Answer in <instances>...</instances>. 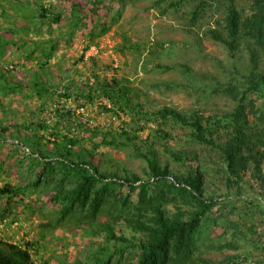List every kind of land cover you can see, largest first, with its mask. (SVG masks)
I'll return each instance as SVG.
<instances>
[{"label": "rangeland", "instance_id": "374dc122", "mask_svg": "<svg viewBox=\"0 0 264 264\" xmlns=\"http://www.w3.org/2000/svg\"><path fill=\"white\" fill-rule=\"evenodd\" d=\"M93 1L0 0V128L17 124L10 132L13 138L3 141L0 134V188L6 183L15 187L30 185L39 178L41 168L23 157L20 142L26 135L43 137L44 149L52 153H56L52 141L63 142L65 136H74L81 140L72 148L76 160L79 156L90 159L91 154L93 163L103 172L118 177L136 174L148 181L147 163L130 144H121L127 142L123 137L126 131L144 151L151 148L156 152L159 164L168 168L170 179L186 177L189 172V166L176 161L172 153L193 154L202 173L204 195L222 199L194 235L191 245L195 264H264V187L253 179L251 168L244 178L245 191L240 200L235 189H228L218 153L189 140L186 129L162 119L136 124L130 110L117 116L102 109L107 99L89 101L83 93L98 79L116 78L139 94L138 101L149 112L169 107L188 115L199 112L208 116L233 110L235 100L214 91L229 82L245 83L254 64L247 45L242 44L232 53L210 33L212 29L223 33L230 3L102 0L94 6ZM72 3L79 4V12L73 10ZM41 6L48 9L45 21L36 16ZM235 7L244 15L251 12L245 1L238 0ZM57 12L62 18L55 23L52 18ZM25 26L28 31L22 28ZM53 43L57 48L47 66L26 58L31 49L36 48L40 56ZM263 65L261 62L259 70ZM36 74L44 77L54 91L70 89L66 91L71 98L61 97L59 90L40 97L33 86ZM19 84L25 85L24 91L18 90ZM249 98L256 101L257 107H263V99L256 95ZM67 107L72 115H67ZM159 127L168 137L160 134L162 138H157ZM60 172L41 177L37 189L30 186L19 197L9 199L6 194L0 198V240L33 243L35 264H95L93 256L100 244H109L112 251L115 247L104 242L101 233L93 236L82 232L79 215L55 228L47 227L55 223L61 209V203L51 199V191L62 178ZM139 185L134 192L121 189L123 196H131L133 205L139 201ZM72 187L73 182L65 184L66 190ZM148 195L158 196L151 179ZM255 198L262 203L252 209L247 200ZM110 201L114 215L101 213L95 227L109 222L117 235L141 241L144 237L130 226L132 218L122 210L121 201ZM164 204L170 216L176 214L178 206L186 210L192 207L177 191H168ZM250 226H254L252 232ZM138 254L129 248L123 255H115L111 264H130Z\"/></svg>", "mask_w": 264, "mask_h": 264}, {"label": "trees", "instance_id": "16d2710c", "mask_svg": "<svg viewBox=\"0 0 264 264\" xmlns=\"http://www.w3.org/2000/svg\"><path fill=\"white\" fill-rule=\"evenodd\" d=\"M199 1L202 5L205 0ZM226 1L230 5L223 20V33L215 29L210 30V33L217 41L225 44L232 53L242 44L247 45L254 64L249 75L245 76V83L229 82L214 91L233 98L236 103L233 110L208 116L199 112L188 115L169 107L149 112L138 101L139 94L130 86L122 85L116 78L111 81L98 79L92 85H88L83 93L89 101H94L99 97L107 99L108 102L101 105L102 109L117 116H120L121 112H126L127 109L130 110L135 117L136 124L140 121L148 123L162 119L164 123L171 120L186 129L189 140L209 146L218 153L226 175L225 181L228 189L230 191L235 189L238 199L241 200L245 191L244 184H246L244 178L250 168L253 172H251L253 179L264 187V105L259 108L256 101L249 98L250 95H256L263 99L264 104V65L262 71L259 70L261 62L264 64V0H240L248 2L251 6L249 15H244L243 11L235 7V2L238 0ZM101 3L102 0L93 1L94 6ZM72 7L75 12H79V4L72 3ZM37 12L36 16L45 21L48 9L41 6L40 11ZM61 18V12H57L52 20L58 23ZM22 28L29 30L26 26ZM56 48L57 44L53 43L49 50H42L40 56L34 48L30 50L26 58L30 62H40L41 66H47ZM24 86V84H19L17 88L24 91ZM33 86L40 97L43 93L53 94L59 90L57 88L54 91L44 82V77L41 79L39 74L35 75ZM66 90L70 91L68 88L65 92L59 90L60 96L69 99L71 97ZM60 107L63 106L60 105ZM56 110L60 114L61 109ZM67 115H72L69 108ZM16 125L8 124L0 128V134L3 137L1 140L13 138L10 132L13 127L17 128ZM39 126L43 129L49 128L44 124H39ZM157 132V138H162L160 134L168 137V134L160 127ZM123 135L127 142L121 144H130L138 157L147 163L150 179L154 182L158 196L148 195L150 179L144 181L136 174L118 177L114 173L101 171L98 165L93 163L91 152H89L90 159L79 156L80 160H76L72 148L80 144L81 140L74 136H65L63 142L52 141L56 149V153H52L51 150L44 149L45 146L41 142L43 137L26 135L20 142L24 151H22L23 157L41 168L39 178L33 184L26 186L15 187L6 183L0 188V198L6 194L10 195L9 199L19 197V194L25 193L30 186L37 189L41 177L55 176L58 171H61L62 178L58 185L54 186L55 191H51L54 192L51 199L60 202L61 209L55 223L47 227L55 228L66 222L68 218L79 215L77 222L82 232L93 236H99L101 233L103 241L113 243L115 247L112 251L109 244H100L98 253L93 256L95 264H111L115 255H123L129 248L139 252L137 260L130 264H195L192 258L194 235L209 212L219 205L222 199L204 195L202 173L199 171L197 159L193 154L172 153L176 161L189 166V172L186 177L172 176L170 179L168 168L159 164L156 152L151 148L144 151L135 144L126 131H123ZM134 138L136 139L137 136ZM195 163L196 165H193ZM67 182H73L71 189H65ZM138 183L140 184L139 201L137 205H133L130 200L131 196H123L121 189L126 187L130 192H134L138 188ZM168 191L179 192L181 197L191 204V209L186 210L178 206L176 214L167 215L164 200H166ZM110 200L114 203L121 201L122 210L132 218L129 221L130 226L144 237L141 241L132 242L124 235H117L114 225L109 222L95 227V222L101 213L107 211L112 216L114 215V210L111 208L115 207H113L114 204L110 205ZM247 201L252 209L257 208L258 203H262V200L258 198ZM122 210L120 212L125 214ZM119 218L121 217H117ZM253 228L254 226H250L249 230L252 232ZM33 247L34 244L30 242L20 245L0 240V264H35L32 257ZM221 264H234V262Z\"/></svg>", "mask_w": 264, "mask_h": 264}, {"label": "built area", "instance_id": "2783aa9c", "mask_svg": "<svg viewBox=\"0 0 264 264\" xmlns=\"http://www.w3.org/2000/svg\"><path fill=\"white\" fill-rule=\"evenodd\" d=\"M69 100V99H68ZM67 108H69V107H67ZM82 110H83V108H82Z\"/></svg>", "mask_w": 264, "mask_h": 264}]
</instances>
